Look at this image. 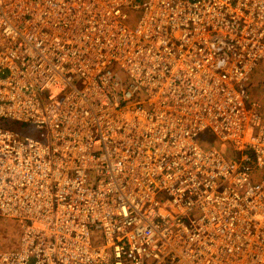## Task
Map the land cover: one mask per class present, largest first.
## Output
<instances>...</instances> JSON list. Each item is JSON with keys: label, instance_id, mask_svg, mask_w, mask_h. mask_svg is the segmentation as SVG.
Segmentation results:
<instances>
[{"label": "built area", "instance_id": "2783aa9c", "mask_svg": "<svg viewBox=\"0 0 264 264\" xmlns=\"http://www.w3.org/2000/svg\"><path fill=\"white\" fill-rule=\"evenodd\" d=\"M263 60L264 0H0V264H264Z\"/></svg>", "mask_w": 264, "mask_h": 264}, {"label": "rangeland", "instance_id": "374dc122", "mask_svg": "<svg viewBox=\"0 0 264 264\" xmlns=\"http://www.w3.org/2000/svg\"><path fill=\"white\" fill-rule=\"evenodd\" d=\"M249 92L253 102H255L259 110L264 114V60L254 71L250 83ZM26 130L35 135L38 139L48 142L49 138H43L45 130L38 131L33 126H27ZM18 238V228L12 221L0 219V246H12Z\"/></svg>", "mask_w": 264, "mask_h": 264}]
</instances>
